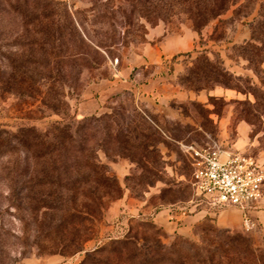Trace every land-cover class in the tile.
I'll use <instances>...</instances> for the list:
<instances>
[{
    "label": "rangeland",
    "instance_id": "obj_1",
    "mask_svg": "<svg viewBox=\"0 0 264 264\" xmlns=\"http://www.w3.org/2000/svg\"><path fill=\"white\" fill-rule=\"evenodd\" d=\"M244 2L198 33L182 16L147 18L145 0H0L4 138L7 131L31 140V128L52 136L55 124L106 116L116 118L115 132L147 136L122 152L107 145L109 156L99 150L117 187L96 191L94 200L65 193L61 211L33 200L47 194L36 187L43 175L34 159L45 148L0 145V264H143L145 246L200 242L204 225L217 227L206 218L185 237L155 218L190 215L196 204L190 148L264 165V54L251 65L237 49L252 37L254 17L237 15ZM260 3L251 5L255 14ZM201 53L221 60L240 92L182 86L179 78ZM230 232L264 245L258 223Z\"/></svg>",
    "mask_w": 264,
    "mask_h": 264
},
{
    "label": "trees",
    "instance_id": "obj_2",
    "mask_svg": "<svg viewBox=\"0 0 264 264\" xmlns=\"http://www.w3.org/2000/svg\"><path fill=\"white\" fill-rule=\"evenodd\" d=\"M240 1L156 0V4H153L145 0L144 8L147 18L153 15L163 22H169L174 17H185L200 33ZM244 1L237 15L246 10L245 19L254 17L251 23L252 37L245 46L237 49L245 54L252 65L257 57L264 54V0H261L256 14L255 8H251L254 0ZM205 53L190 59L193 67L179 78L180 84L196 92L212 90L213 87L240 92L233 85L238 79L225 68L223 62L213 61ZM101 123L103 129L99 127ZM117 124L114 116L84 118L77 125H53L52 136H38L31 128V140L25 139L26 134L4 131L8 136L4 138V134H0V145H41L45 148L34 159L37 160V171L40 170L43 175L36 187L47 194L41 192L33 200L38 203V208L61 211L65 193L76 192L84 199L94 200L96 191L117 187L115 178L109 176L108 167L100 163L97 152L103 150L109 156L107 145L118 146L116 151L122 152V145H132L133 141L140 142L147 137L143 133H131L128 129L115 132L114 126ZM52 188L55 189L52 191ZM15 208L22 210L21 204L15 205ZM203 233L204 238L200 242L185 239L168 246L159 244L155 250L150 245L145 246L141 255L143 264H264L263 244L257 245L242 234L210 225H204ZM122 244L126 246L128 243Z\"/></svg>",
    "mask_w": 264,
    "mask_h": 264
},
{
    "label": "built area",
    "instance_id": "obj_3",
    "mask_svg": "<svg viewBox=\"0 0 264 264\" xmlns=\"http://www.w3.org/2000/svg\"><path fill=\"white\" fill-rule=\"evenodd\" d=\"M194 168L192 187L197 202L246 213L264 197V165L240 153L190 148ZM244 226L253 228L245 217Z\"/></svg>",
    "mask_w": 264,
    "mask_h": 264
},
{
    "label": "crops",
    "instance_id": "obj_4",
    "mask_svg": "<svg viewBox=\"0 0 264 264\" xmlns=\"http://www.w3.org/2000/svg\"><path fill=\"white\" fill-rule=\"evenodd\" d=\"M189 156L191 157L190 152ZM217 210L218 208H215L210 204L196 201V204H193L189 210L190 215L183 214L180 217H174L169 211H165L159 214L155 220L162 223L169 232L176 231L177 234L185 237L189 236L195 226L206 218L212 219L215 225L221 229L236 230L239 228H245V217H247L252 223V229L257 226V223L264 227V210H262L261 202L252 206L246 211V213L237 208H228L215 212ZM174 219H177L180 223L174 222Z\"/></svg>",
    "mask_w": 264,
    "mask_h": 264
}]
</instances>
